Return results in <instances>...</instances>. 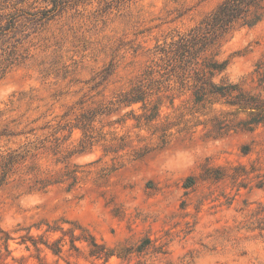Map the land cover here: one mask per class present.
I'll return each instance as SVG.
<instances>
[{"label": "rangeland", "instance_id": "1", "mask_svg": "<svg viewBox=\"0 0 264 264\" xmlns=\"http://www.w3.org/2000/svg\"><path fill=\"white\" fill-rule=\"evenodd\" d=\"M220 1L0 0V149L50 146L81 99L109 98L155 67L157 49ZM219 58L228 61L230 81L246 79L252 89L249 75L257 64L264 69V20L234 33ZM78 136L65 141L58 158ZM43 151H36L43 172L77 164L82 181L71 193L0 192V229L12 238L7 249L0 239V264H264V128L175 140L117 170L100 145L60 162ZM189 177L195 183L185 187ZM40 221L64 231L80 226L112 255L91 257L85 242L73 248L68 233L43 234L45 226L30 231L37 249L22 243L25 231L17 230ZM56 239L57 255L43 244Z\"/></svg>", "mask_w": 264, "mask_h": 264}, {"label": "trees", "instance_id": "2", "mask_svg": "<svg viewBox=\"0 0 264 264\" xmlns=\"http://www.w3.org/2000/svg\"><path fill=\"white\" fill-rule=\"evenodd\" d=\"M263 20L264 0H221L197 24L179 33L168 46L157 49L160 57L155 67L148 66L109 98L90 103L81 99L72 116L66 115L69 118L47 140L50 146L27 142L0 149V192L16 188L36 193L63 187L71 193L78 189L84 174L82 166L68 164L56 172H43L37 164L39 149L49 151L60 162L100 145L102 158H110L111 170H117L126 159L140 160L175 140H220L264 128L263 67L255 65L249 75L255 86L248 89L246 79L232 82L227 78L228 61L219 58L221 48L234 33L254 28ZM60 131L67 136L55 137ZM76 132V147L58 158L65 141ZM249 152L246 146L242 150L243 155ZM194 181V177L187 178L185 187L194 185ZM43 226V234L68 233L73 248L75 241L85 242L91 257L108 260L112 255L85 229L74 225L64 231L57 222L50 225L40 221L18 229L25 231L20 236L22 243L29 241L37 249L30 231H41ZM76 230L81 234L75 235ZM0 233L7 249L12 238L6 231L0 229ZM60 243L61 239L51 244L43 242L55 255L62 251Z\"/></svg>", "mask_w": 264, "mask_h": 264}]
</instances>
